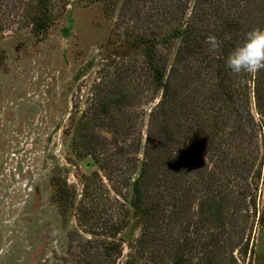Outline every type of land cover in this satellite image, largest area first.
Listing matches in <instances>:
<instances>
[{
	"label": "rangeland",
	"instance_id": "1",
	"mask_svg": "<svg viewBox=\"0 0 264 264\" xmlns=\"http://www.w3.org/2000/svg\"><path fill=\"white\" fill-rule=\"evenodd\" d=\"M196 1L45 0L48 26L36 34L40 0H0V264H264V99H255L254 74H225L233 97L220 112L232 142L225 172L215 168L226 215L216 225L231 230L218 235L216 258L206 259V225L194 223L205 195L193 175L180 182L182 210L164 214L153 242L154 224L131 206L149 111L161 94L143 44L132 41L167 35L189 20ZM223 6L243 27L264 22V0L198 7ZM210 15L201 22L213 27ZM177 44L169 37L156 45L166 73ZM201 60L188 63L192 116L210 105L199 95L216 80ZM248 115L241 135L237 119ZM152 194L143 205L155 203ZM170 195L178 205L179 193ZM194 230L199 239L188 248Z\"/></svg>",
	"mask_w": 264,
	"mask_h": 264
},
{
	"label": "trees",
	"instance_id": "2",
	"mask_svg": "<svg viewBox=\"0 0 264 264\" xmlns=\"http://www.w3.org/2000/svg\"><path fill=\"white\" fill-rule=\"evenodd\" d=\"M203 1L205 0L196 1L186 23L178 25L160 39L141 37L132 41V44L137 42L143 44L145 64L153 72L154 81L161 89V94L149 111L143 156L137 176L132 183L131 206L143 212L150 220V225L151 221L154 224V231L149 232L148 226L145 232L147 235L149 232L148 237L153 242L155 239L153 234H158L160 225L164 223V214L165 216L169 214L172 217L175 211L182 210V202H185L186 199L180 193L182 190L180 182L188 176V173L193 175V182L200 184L201 187L198 190L203 191L205 195L204 207L201 208L202 218L194 223L206 225L204 243L207 248L206 259H208L217 256L214 252L217 250L216 248H219L216 242L218 235H225L231 230L230 227H224L225 224L222 228L216 225L218 218L223 217L225 222L226 217L222 213L224 193L221 190L222 185L217 183L220 178L217 173L219 170L225 172L224 160L228 156V148L232 142L231 132L226 131V118H221L220 112L225 106L230 105L233 97V92L224 82L225 74L228 71L224 64V58L231 47L238 43L250 28L243 27L245 21L234 16L232 10H229V6H223V10L219 7H216L214 11H208L206 8L202 10L198 6L199 2ZM37 4L41 6V13L35 16L36 21L34 20L33 29L36 34L48 26V8L45 0H40ZM219 11L220 16L217 15ZM225 11H227V16L224 15ZM209 12H213L212 15L217 16L218 19L213 23V27L203 25L201 22L207 18V15H210ZM258 29H264V22L259 24ZM209 34L215 35L222 42V47L215 52L210 50L209 45H205L206 37ZM169 37L178 39V44L166 73L165 59H162V54L157 50L156 45L164 43ZM192 56H200L207 70L216 77L212 86L210 84L209 90H205L199 95L202 99H212L213 103L211 102L206 107L203 106V111L198 112L197 116L190 114L191 110H194L192 107L197 108V105L196 103L191 104L187 91L189 90L188 63ZM252 81L254 92L258 93L255 99H264V69L254 73ZM251 120L253 119L250 115L247 119H237L239 134L246 133V130L249 129L247 122ZM241 138L243 139V137ZM205 155L208 156V161L213 162L211 168L202 158ZM227 166L229 167L228 164ZM215 168L219 170L215 171ZM55 184L57 200H64V197L61 196L64 193L63 189L57 183ZM174 191L179 193L178 201L180 203L178 205L170 203L171 197H174L170 194ZM150 192L153 193L152 197L155 203L148 202L143 205V197ZM164 198H166V205L160 206V201ZM187 230L188 226L184 231L187 232ZM196 233L194 230L192 236L188 234L185 236L184 246L188 243L190 244L188 248L195 247L190 241L199 239V232ZM142 234L146 236V234ZM184 246L182 245L181 249ZM175 264H179L178 260L175 261Z\"/></svg>",
	"mask_w": 264,
	"mask_h": 264
},
{
	"label": "clouds",
	"instance_id": "3",
	"mask_svg": "<svg viewBox=\"0 0 264 264\" xmlns=\"http://www.w3.org/2000/svg\"><path fill=\"white\" fill-rule=\"evenodd\" d=\"M205 42L213 52L222 47V42L212 34L206 37ZM224 64L233 74H254L264 69V29L254 28L245 32L225 56Z\"/></svg>",
	"mask_w": 264,
	"mask_h": 264
}]
</instances>
